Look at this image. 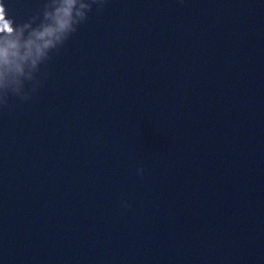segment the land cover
<instances>
[{
  "label": "water",
  "instance_id": "95a60500",
  "mask_svg": "<svg viewBox=\"0 0 264 264\" xmlns=\"http://www.w3.org/2000/svg\"><path fill=\"white\" fill-rule=\"evenodd\" d=\"M53 56L0 110V264H264V0H108Z\"/></svg>",
  "mask_w": 264,
  "mask_h": 264
},
{
  "label": "clouds",
  "instance_id": "9594fccd",
  "mask_svg": "<svg viewBox=\"0 0 264 264\" xmlns=\"http://www.w3.org/2000/svg\"><path fill=\"white\" fill-rule=\"evenodd\" d=\"M183 3V0H180ZM108 0H47L42 12L17 23L0 0V110L13 98L30 102L47 76V67L89 20L94 6L102 10ZM143 177L144 169L137 170ZM124 207L130 209L126 201Z\"/></svg>",
  "mask_w": 264,
  "mask_h": 264
}]
</instances>
